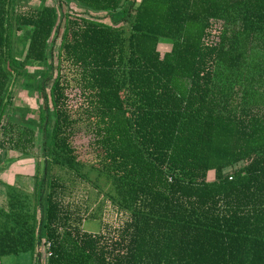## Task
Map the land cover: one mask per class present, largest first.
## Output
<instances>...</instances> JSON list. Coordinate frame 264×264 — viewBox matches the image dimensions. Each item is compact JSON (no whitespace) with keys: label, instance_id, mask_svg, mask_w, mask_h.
Here are the masks:
<instances>
[{"label":"trees","instance_id":"16d2710c","mask_svg":"<svg viewBox=\"0 0 264 264\" xmlns=\"http://www.w3.org/2000/svg\"><path fill=\"white\" fill-rule=\"evenodd\" d=\"M28 1L0 0V174L41 157L0 182V258L264 264V0ZM69 182L125 219L83 231Z\"/></svg>","mask_w":264,"mask_h":264},{"label":"rangeland","instance_id":"374dc122","mask_svg":"<svg viewBox=\"0 0 264 264\" xmlns=\"http://www.w3.org/2000/svg\"><path fill=\"white\" fill-rule=\"evenodd\" d=\"M47 3L51 4V0H47ZM38 6V3L34 0H30L25 4V7L21 8V11H25L28 9H34L35 7ZM66 10L69 11H75L74 7L72 5H68V8L65 9L64 7L62 8V11L65 12ZM97 17L99 19H101V21L103 22H107V20L103 17V14H98ZM17 37L21 35V32H18ZM53 46H52V52L55 51L56 46L58 44V37L53 38ZM165 46H159L158 47V51L159 52H163L165 51ZM167 49V48H166ZM32 69H28V71H32ZM49 83L50 81L46 84L44 91L46 92L48 90L49 87ZM16 96L15 99V103L14 106H18L21 108H27L30 109L31 111H35L37 110V107L42 105V99L41 97H38L37 94H35V92H31L30 94H28L25 91H18L14 97ZM28 118L30 117H35L32 115H28ZM35 119V118H33ZM40 145H41V138L39 135H35L34 141H33V147L30 149L29 153V157L26 158H22V162H19L21 157L19 155V153L14 152V151H8L7 157L6 159L9 158V160L15 159V163L12 164L11 166H9V169L6 170V174H8L9 172L11 174H17L16 169L23 173V171L19 170L17 167L18 164L23 163L25 161V164L28 166L27 170L29 172L33 171V166L34 163L37 159H39L41 157V152H40ZM10 152V153H9ZM2 153V154H1ZM3 152L2 150H0V158H3ZM26 165L23 167V169H26ZM208 178H211V175H208ZM1 179L3 182L7 183L6 185L12 184L11 181V177H9V175L5 176L2 175ZM5 183H3L5 185ZM12 186V185H11ZM68 188H69V195L66 196V199L71 202L74 206H78L79 208H81V210L84 207L86 208V211L90 214H92L93 219H90L89 221H84L82 223V230L85 232H96L97 229L99 228L100 224H98L99 218V222L101 221H107L109 224H117L118 222H121V220L125 219V216L122 215L121 213H117L114 208L106 201L104 200L103 197H101L100 195H98L96 193L95 190L91 189V187L86 184L85 182H77V183H73V182H69L68 183ZM72 206V207H74ZM91 216V215H90ZM40 252L38 253V255L36 256V258H31L29 254H20L17 256H8V257H4V258H0V264H42L44 261V249L43 247L40 248Z\"/></svg>","mask_w":264,"mask_h":264},{"label":"crops","instance_id":"0c3cea01","mask_svg":"<svg viewBox=\"0 0 264 264\" xmlns=\"http://www.w3.org/2000/svg\"><path fill=\"white\" fill-rule=\"evenodd\" d=\"M10 153V152H9ZM2 154V153H1ZM3 156V155H2ZM3 158H4V156H3ZM24 159V158H23ZM11 160L12 161H14V162H12L11 164H10V166L12 165V164H14L15 163V159H12L11 158ZM1 161V160H0ZM23 160H22V158L20 159V161L19 162H22ZM26 164H25V161L23 162V163H20V164H18V166L19 167H17L19 170H21V171H23L24 172V174L23 173H21V172H19L17 169H16V172H17V174H11L10 172L8 173V174H6V170L2 173V174H0V182H2V183H5V182H3L2 181V179H1V176L2 175H4V177L5 176H7V175H9V177H11V183L13 184L15 181H19V180H21V179H27L30 175H32L33 173L32 172H29L28 170H27V165H26V169H23V167L25 166ZM23 166V167H22ZM33 168V167H32ZM7 169H9V167L7 168ZM24 182H26V181H24ZM5 184H7V183H5ZM12 184H9V185H12Z\"/></svg>","mask_w":264,"mask_h":264},{"label":"water","instance_id":"95a60500","mask_svg":"<svg viewBox=\"0 0 264 264\" xmlns=\"http://www.w3.org/2000/svg\"><path fill=\"white\" fill-rule=\"evenodd\" d=\"M47 41H48V40H47ZM15 99H16V96L14 97V99H13V100L15 101Z\"/></svg>","mask_w":264,"mask_h":264}]
</instances>
